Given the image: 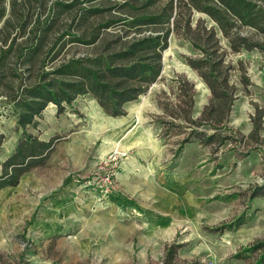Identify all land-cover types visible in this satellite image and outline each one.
I'll use <instances>...</instances> for the list:
<instances>
[{"label":"rangeland","instance_id":"1","mask_svg":"<svg viewBox=\"0 0 264 264\" xmlns=\"http://www.w3.org/2000/svg\"><path fill=\"white\" fill-rule=\"evenodd\" d=\"M56 1L44 0L42 8L30 5L29 17L42 16L43 21L57 11L52 7ZM62 19L34 58L40 60L26 67L14 61L21 47L29 45L24 44L29 29L13 22V28L4 30L0 39L6 32L17 38L5 59L13 61L18 76L11 82L7 78L13 90L22 82L32 83V73L43 63L45 70H51L60 60L93 53L90 47L66 44L59 59L49 64L70 39L63 36L48 51L69 25ZM179 19L185 25L188 16L182 13ZM189 20L191 30L199 23L213 29L224 50V64L232 68L230 84L238 90L229 116V128L236 138L233 143L216 153L196 143L186 145L173 165L178 142L185 135L166 139L159 135L155 118L164 115L158 103L176 104L173 91L178 77L193 84L194 118L210 98V90L186 62L201 53L180 28L171 33L163 52L161 78L125 106L124 116L112 118L91 96H80L62 115L48 105L37 118L36 129L29 132L47 142L55 137L56 146L44 166L21 176L17 186L0 191V255L4 256L0 264H163L171 244H182L174 264H255L256 254L243 259L235 256L242 248L264 240V198L248 200L253 189H264V52L232 53L205 14L193 11ZM238 32L252 35L249 28ZM254 39L264 41L263 36ZM6 48L0 45V56ZM242 68L249 80L247 90L240 83ZM253 118L262 126L259 142L247 139L254 128ZM178 131L174 128L170 134ZM0 135L4 139L1 174L2 163L21 137L12 104L4 96H0ZM238 218L245 223L236 231L219 235L206 231Z\"/></svg>","mask_w":264,"mask_h":264},{"label":"trees","instance_id":"2","mask_svg":"<svg viewBox=\"0 0 264 264\" xmlns=\"http://www.w3.org/2000/svg\"><path fill=\"white\" fill-rule=\"evenodd\" d=\"M43 2L0 0V37L4 30L13 28V22L17 23L18 28L29 29L24 40V44L29 42V45L21 47L14 62H20L22 67H26V64L31 65L40 60L34 58L47 44L48 34L61 18L69 25L48 51L51 52L63 36H69L70 39L50 58L49 64L59 59L60 50L66 44L90 47L93 53L60 60L59 64H53L51 70H45L46 65L43 63L35 74L32 73V83L22 82L20 87L13 90L9 81L18 76L13 72V61L5 59L17 38L6 32L0 39V45L7 47L0 56V90L4 88L0 96L9 99L12 104L15 125L21 133L11 155L1 165L0 191L17 186L21 176L44 166L53 153L55 137L47 142L29 132L36 129L37 118L42 116L48 105L57 109V115H62L65 107H70L77 97L91 96L104 114L112 118L124 116L125 106L145 95L161 78L163 52L168 47L171 33L180 28L185 39L201 53L199 58H186V62L210 90V98L200 115L194 118L193 84H189L184 77H178L173 91L176 104L158 103L164 115L163 118H155L161 139L185 135L178 142L173 165H177L186 145L196 143L216 153L222 146L231 145L236 139L229 128V116L238 93L237 88L230 84L229 71L232 68L224 64V50L213 29H206L199 23L196 29L191 30L189 17L196 11L210 18L232 53H262L264 41L254 39V36L264 37V0H120L112 6L105 5L109 0H58L52 6L53 9L58 8L57 11L46 16L43 21L42 16L30 18L29 6L42 8ZM20 9L25 12H20ZM8 11L10 16L7 15ZM182 13L188 16L185 25L180 23ZM240 28H249L252 35L241 34L238 32ZM111 29L117 32L110 33ZM25 55L28 57L26 60H19ZM27 71L30 72L29 69ZM240 71V83L247 90L249 80L245 70L242 68ZM253 121L254 128L247 139L259 142L262 126L255 122L256 118ZM174 128L180 131L170 134ZM3 141L0 135V145ZM251 193L249 201L257 197L264 198L262 188H255ZM244 223V220L238 218L233 223L206 231L219 235L224 231H236ZM181 247L182 244L168 245L163 264H174ZM253 254L257 255L255 264H264V240L242 248L235 258L243 259L244 255ZM3 260L4 256L0 255V261Z\"/></svg>","mask_w":264,"mask_h":264}]
</instances>
